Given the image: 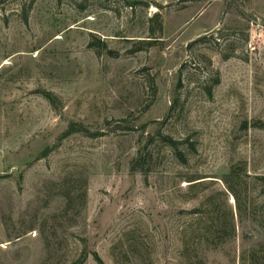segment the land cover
<instances>
[{
	"label": "rangeland",
	"instance_id": "obj_1",
	"mask_svg": "<svg viewBox=\"0 0 264 264\" xmlns=\"http://www.w3.org/2000/svg\"><path fill=\"white\" fill-rule=\"evenodd\" d=\"M0 264H264V0H0Z\"/></svg>",
	"mask_w": 264,
	"mask_h": 264
},
{
	"label": "trees",
	"instance_id": "obj_2",
	"mask_svg": "<svg viewBox=\"0 0 264 264\" xmlns=\"http://www.w3.org/2000/svg\"><path fill=\"white\" fill-rule=\"evenodd\" d=\"M71 129H73V128H71ZM72 131H73V130H72ZM71 133H72V132L68 131V132H67V135H69V134H71ZM235 171H236V167L233 169L232 175H230V176H233V175L235 174ZM230 191L233 192V190H231V188H230ZM97 258L99 259L98 256H97Z\"/></svg>",
	"mask_w": 264,
	"mask_h": 264
}]
</instances>
